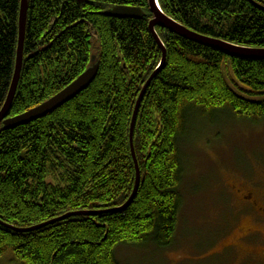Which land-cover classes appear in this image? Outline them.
I'll return each instance as SVG.
<instances>
[{
    "label": "trees",
    "instance_id": "1",
    "mask_svg": "<svg viewBox=\"0 0 264 264\" xmlns=\"http://www.w3.org/2000/svg\"><path fill=\"white\" fill-rule=\"evenodd\" d=\"M22 0H0V112L13 82ZM29 0L24 62L9 118L62 92L94 65L92 85L50 115L0 125V261L121 264V248L165 251L175 242L184 154L196 121L208 130L229 115L264 124V61L228 57L157 33L167 56L131 125L142 91L162 62L149 31V0ZM163 13L201 36L264 49V0H159ZM139 8L141 20L105 14ZM95 58V63L92 60ZM196 135V134H195ZM81 213H100L96 216ZM68 215L40 230L22 233Z\"/></svg>",
    "mask_w": 264,
    "mask_h": 264
},
{
    "label": "rangeland",
    "instance_id": "2",
    "mask_svg": "<svg viewBox=\"0 0 264 264\" xmlns=\"http://www.w3.org/2000/svg\"><path fill=\"white\" fill-rule=\"evenodd\" d=\"M217 122L218 129L208 130L196 121L194 142L185 149L183 203L173 246L165 251L121 248V264H264V225L255 227L252 243L240 242L241 226H249L252 218L242 216L234 195L235 188L245 187L264 203V124L250 126L229 115ZM9 256L0 264H13Z\"/></svg>",
    "mask_w": 264,
    "mask_h": 264
},
{
    "label": "water",
    "instance_id": "3",
    "mask_svg": "<svg viewBox=\"0 0 264 264\" xmlns=\"http://www.w3.org/2000/svg\"><path fill=\"white\" fill-rule=\"evenodd\" d=\"M28 1L29 0L21 1V10H20V19H19V41H18L15 73H14L13 82H12V86H11L7 101L2 111L0 112V125L2 124L4 126V129L6 130H11V129H15L21 126L28 125L30 123H33L35 121H38L50 115L57 109H60L61 107L69 103L71 100L76 98L78 95L86 91L92 85V83L96 80L98 72H99V66L96 64L93 67L86 70V72H84L70 86L65 88L62 92L54 96L52 99H50L46 103L42 104L41 106L23 115H20L15 118H9V113L11 111L14 99L16 97L19 82L21 79V73H22L23 62H24V46H25V37H26V28H27ZM79 2L82 3L83 1L79 0ZM149 11L151 15L153 16V19L149 24V31L151 35L153 36V38L155 39L159 48L162 50L163 58H162V62L160 66L158 67V69L153 73V75L150 77V79L146 83L142 91V94L140 96V99L137 103V106H136V110H135L133 120H132V125H131L132 154H133L135 164H136V169H137L136 185H135V189H134L133 195L130 198V200L122 208L116 210V212H123L132 205L135 198L137 197L140 184H141L140 169L137 163V159L135 156V150H134V130H135V125H136V120H137L140 106L142 104V101L148 89L150 88L155 78L165 68L166 56H167L165 46L157 33V29L158 28L164 29L172 34L177 35L180 38L196 43L203 47L213 49L231 58L242 59V60L264 61V49H252V48L236 46V45H233V44L221 41V40H216V39H211L208 37L201 36L197 33H194L186 29L185 27L176 23L174 20H172L171 18H169L163 13L159 5V0H149ZM105 15L108 17L117 18V19L141 20L145 17L146 14L144 13L142 9H139V8L118 6V7L112 8ZM92 62L95 63V58L92 60ZM97 214H100V213H81L79 215L96 216ZM72 216H75V215H68L60 220L52 221L50 223H47V224H44L38 227H34L28 230H15L14 228H10V229L16 232H22V233L34 232L42 228H45L47 226H50L54 223H57L61 220L70 218Z\"/></svg>",
    "mask_w": 264,
    "mask_h": 264
},
{
    "label": "flooded vegetation",
    "instance_id": "4",
    "mask_svg": "<svg viewBox=\"0 0 264 264\" xmlns=\"http://www.w3.org/2000/svg\"><path fill=\"white\" fill-rule=\"evenodd\" d=\"M248 193V195H247ZM236 198L240 201L242 209L240 213L246 218H252L249 226H241L240 242L252 243L256 239V226L264 225V203L254 198L249 189L235 188ZM253 220V221H252Z\"/></svg>",
    "mask_w": 264,
    "mask_h": 264
}]
</instances>
